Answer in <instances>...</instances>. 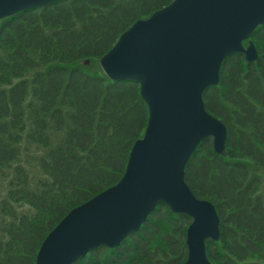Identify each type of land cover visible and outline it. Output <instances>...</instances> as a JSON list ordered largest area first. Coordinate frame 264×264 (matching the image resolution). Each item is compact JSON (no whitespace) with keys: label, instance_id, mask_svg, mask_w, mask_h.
Returning a JSON list of instances; mask_svg holds the SVG:
<instances>
[{"label":"trees","instance_id":"trees-1","mask_svg":"<svg viewBox=\"0 0 264 264\" xmlns=\"http://www.w3.org/2000/svg\"><path fill=\"white\" fill-rule=\"evenodd\" d=\"M172 1L57 0L0 19V264H35L60 220L122 177L148 108L139 84L110 80L99 59ZM249 39L257 59L227 57L202 95L226 126V155L206 138L184 169L194 196L219 217V240H205L211 264H264V25ZM190 222L158 204L117 247L73 264H183Z\"/></svg>","mask_w":264,"mask_h":264},{"label":"water","instance_id":"water-1","mask_svg":"<svg viewBox=\"0 0 264 264\" xmlns=\"http://www.w3.org/2000/svg\"><path fill=\"white\" fill-rule=\"evenodd\" d=\"M55 1L0 0V19ZM260 25L264 0H173L119 36L99 64L111 80L139 84L148 108L144 133L120 180L70 210L41 243L35 264H73L99 246L114 248L158 204L191 219L183 264H211L205 240H219V217L211 202L194 196L184 169L206 138L226 155V126L205 109L202 95L219 83L227 57L257 59L249 38Z\"/></svg>","mask_w":264,"mask_h":264},{"label":"rangeland","instance_id":"rangeland-1","mask_svg":"<svg viewBox=\"0 0 264 264\" xmlns=\"http://www.w3.org/2000/svg\"><path fill=\"white\" fill-rule=\"evenodd\" d=\"M29 149H30L31 152L35 150L34 147L29 148ZM41 152H42V149L39 148V149L35 150L34 154L38 156ZM30 156L31 155L30 154H27L26 152H23L21 154L22 161H23L24 164H25L26 160H29L28 158H30ZM26 166H27V168L29 170V173L31 175L37 174L38 168H37V165L34 162L31 163V161H30L28 164H26Z\"/></svg>","mask_w":264,"mask_h":264}]
</instances>
